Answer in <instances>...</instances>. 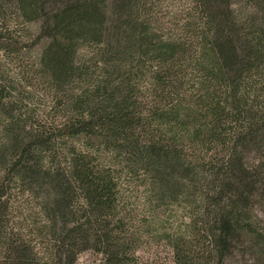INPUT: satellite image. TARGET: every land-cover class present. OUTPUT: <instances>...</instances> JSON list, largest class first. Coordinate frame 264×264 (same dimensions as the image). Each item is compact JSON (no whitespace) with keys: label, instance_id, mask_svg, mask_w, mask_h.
<instances>
[{"label":"trees","instance_id":"16d2710c","mask_svg":"<svg viewBox=\"0 0 264 264\" xmlns=\"http://www.w3.org/2000/svg\"><path fill=\"white\" fill-rule=\"evenodd\" d=\"M148 6L0 0V264H264V0Z\"/></svg>","mask_w":264,"mask_h":264},{"label":"rangeland","instance_id":"374dc122","mask_svg":"<svg viewBox=\"0 0 264 264\" xmlns=\"http://www.w3.org/2000/svg\"><path fill=\"white\" fill-rule=\"evenodd\" d=\"M147 2L149 4L148 7L150 8V12L152 13L151 16L156 17L161 23H163L164 29L173 32L175 30V25L173 24H176L177 17H179L182 0H147ZM32 26V24H29L28 28L31 29ZM162 31L164 30L162 29ZM177 215H181V213H173V211H171L170 216L166 220L164 219L161 225L164 228L171 229L172 226H175ZM151 232L148 234L141 233L139 235L134 264H173L171 261L170 250L167 245L164 244L165 239L158 238L157 235L152 234ZM227 263L233 264L232 260L227 261ZM73 264L107 263L101 259L100 254L91 250H84L76 255Z\"/></svg>","mask_w":264,"mask_h":264}]
</instances>
